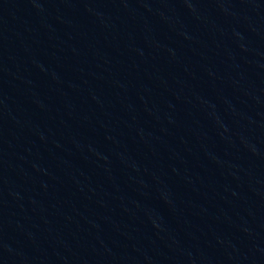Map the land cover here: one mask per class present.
<instances>
[{
  "label": "water",
  "instance_id": "1",
  "mask_svg": "<svg viewBox=\"0 0 264 264\" xmlns=\"http://www.w3.org/2000/svg\"><path fill=\"white\" fill-rule=\"evenodd\" d=\"M92 264H264V0H57Z\"/></svg>",
  "mask_w": 264,
  "mask_h": 264
}]
</instances>
